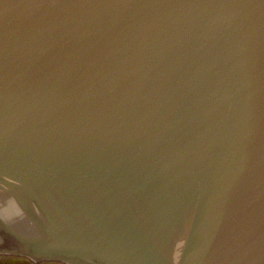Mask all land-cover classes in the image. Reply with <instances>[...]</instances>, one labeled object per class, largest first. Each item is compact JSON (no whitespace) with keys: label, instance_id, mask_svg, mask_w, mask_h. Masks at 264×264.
<instances>
[{"label":"water","instance_id":"obj_1","mask_svg":"<svg viewBox=\"0 0 264 264\" xmlns=\"http://www.w3.org/2000/svg\"><path fill=\"white\" fill-rule=\"evenodd\" d=\"M0 255L264 264V0H0Z\"/></svg>","mask_w":264,"mask_h":264},{"label":"flooded vegetation","instance_id":"obj_2","mask_svg":"<svg viewBox=\"0 0 264 264\" xmlns=\"http://www.w3.org/2000/svg\"><path fill=\"white\" fill-rule=\"evenodd\" d=\"M0 264H63L57 261H32L28 258L13 255H0Z\"/></svg>","mask_w":264,"mask_h":264}]
</instances>
